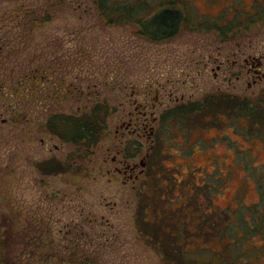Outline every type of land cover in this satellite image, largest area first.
<instances>
[{
  "label": "rangeland",
  "instance_id": "rangeland-1",
  "mask_svg": "<svg viewBox=\"0 0 264 264\" xmlns=\"http://www.w3.org/2000/svg\"><path fill=\"white\" fill-rule=\"evenodd\" d=\"M262 1H184L192 21L160 42L139 35L135 23L108 25L92 0H0V237L7 260L71 264L60 257L79 247L78 256L88 253L94 264H168L157 248L162 238L154 244L145 237L154 223L143 230L138 220L155 206L161 221L167 197L176 201L174 220L194 223L186 250L215 251L204 260L249 234L256 220L264 224V136L248 135L255 118L234 112L235 100L264 97ZM249 55L262 60L261 73L247 75ZM207 98L220 108L217 116L162 121ZM95 106L108 108L99 114L95 144L68 142L47 128L53 115L80 116ZM129 163L137 167L132 177ZM186 194L199 199L190 209L191 201L177 199ZM197 209L212 214L192 220ZM211 217L215 230L209 224L213 233L197 238ZM244 242L236 264H264V230ZM181 253L174 254L182 261Z\"/></svg>",
  "mask_w": 264,
  "mask_h": 264
},
{
  "label": "trees",
  "instance_id": "trees-1",
  "mask_svg": "<svg viewBox=\"0 0 264 264\" xmlns=\"http://www.w3.org/2000/svg\"><path fill=\"white\" fill-rule=\"evenodd\" d=\"M93 4L96 7L99 15L104 19L108 25H121L126 23H135L139 27V35L145 37L152 41H166L174 36L181 30L187 23L191 22V17L188 12L189 3H183L187 0H92ZM260 9L261 17L264 18V0L257 3ZM49 20V17L47 19ZM234 101V99H232ZM243 100L242 104H238L235 100V114L236 116H248V118H255L254 121H251L250 128L246 129L248 135H262L264 136V97L259 99L252 104H249ZM218 106L214 99L207 98L201 102L191 103L186 106L178 107L174 114L172 112H167L163 114V122L169 120L171 117H177L178 120H188L194 116H201L203 120L207 116L214 114L217 116L219 114ZM226 111H231V109L224 108ZM106 113L108 111L107 106H95L92 111L88 114L82 116H69L64 118L62 121H58V118H52L49 122V129L53 132H59L64 140L78 144L81 142L88 143L89 145L95 144L100 137L101 124L98 120L99 114L101 112ZM176 115V116H175ZM162 122V124H163ZM152 167H149L148 175L146 176L145 182L148 181L149 176H151ZM176 186L171 189V193L175 191ZM170 188V187H169ZM158 189L156 190V192ZM186 197V198H184ZM184 197H177L178 201H191L187 209L194 206L195 202H199V199L195 195H184ZM184 198V199H183ZM188 199V200H187ZM155 200V199H154ZM167 204L164 207L165 211H168L159 221L158 217L161 215L158 207L154 206V213L151 214L149 211L144 213L140 217L139 225L143 223H150L154 225L153 231L147 232L145 236L150 243H154L153 239L163 240V246L159 249V252L163 256V259L168 264H175L174 262L179 259V256H176L174 253L183 254L182 261L180 260L179 264H236V261L240 259L237 253L241 248H245L243 243L246 236L250 235L251 232H257L262 229L264 230V224L261 220H256L255 225L252 226L248 233H244L241 236H237V240L231 241L227 247H224L219 251L216 256L211 255L207 260H204L205 254H211V249L205 247L202 248L197 253L189 252L186 250L185 245L192 242L194 234L193 232L194 223L186 219V221H177L174 220L175 215L171 213L173 210V205L176 202L173 198L167 197ZM155 203V201H153ZM156 205V203H155ZM185 205V203L183 204ZM163 209V210H164ZM201 209V208H200ZM193 213L192 220L196 216L200 218L207 219L209 215L211 216L212 212L209 211L208 214L203 209ZM186 215H189L187 210L184 211ZM157 218L155 222H152L149 218ZM149 219V220H148ZM153 220V221H154ZM149 224V225H150ZM184 224L186 225L184 227ZM210 226L214 229L217 225V219L211 217L210 220H207L206 224H200V229L198 230L197 238H202L207 234H212L213 231L210 229ZM147 224L142 225V229ZM166 225V226H165ZM172 226V229H170ZM248 227V226H247ZM242 229V228H241ZM248 229V228H247ZM144 230V229H143ZM152 230V229H151ZM215 230V229H214ZM243 230V229H242ZM245 231V230H243ZM185 232V233H184ZM188 233V234H187ZM150 234V235H149ZM192 237V238H191ZM2 240L0 237V264H13L11 261L7 260L2 253ZM235 243V244H233ZM155 244V243H154ZM174 246L178 248H174ZM77 250L84 252L83 248H76V252H71L68 256H61L60 259L64 260L67 258L71 264H94L95 258L92 255H87L88 253L78 256ZM215 252V251H213ZM187 253V255H186ZM81 258H84V261H80ZM218 259V263L215 262V259Z\"/></svg>",
  "mask_w": 264,
  "mask_h": 264
},
{
  "label": "flooded vegetation",
  "instance_id": "flooded-vegetation-1",
  "mask_svg": "<svg viewBox=\"0 0 264 264\" xmlns=\"http://www.w3.org/2000/svg\"><path fill=\"white\" fill-rule=\"evenodd\" d=\"M245 63L247 66L250 65L249 69H248V74L247 75H250L251 72L252 74L254 75V72L255 74H259L261 73L259 67L262 65V60L260 59H257L256 57H253L252 55H249L247 58H245ZM233 65H237L236 61L233 63ZM220 68V66H219ZM254 71V72H253ZM157 97H158V92H157ZM154 106V105H153ZM152 106V107H153ZM146 108V110H145ZM154 108V107H153ZM89 113V112H88ZM88 113H85V114H88ZM147 105H143V114H142V121L141 123L144 124V126H149L151 124V120L149 119V117L147 116ZM83 114V115H85ZM69 116H75V115H53L50 117V120L52 118H58V121H62L64 118H68ZM82 116V115H80ZM140 119V118H139ZM49 120V122H50ZM153 120L156 121L158 120L157 117H153ZM49 122L47 123V128L49 129ZM150 134L148 136V141L150 142L151 140L154 139V135H155V130H154V126H150ZM50 130V129H49ZM51 133H56L58 134L62 139H64L61 134L59 132H53L52 130H50ZM66 141V140H65ZM69 142V141H68ZM151 143V142H150ZM149 154V153H148ZM148 156V155H147ZM128 159H125V160H122L123 162L126 161ZM117 162H118V155H117ZM127 167L126 168H129L132 172H131V177L133 176L134 173H136V170H137V167L135 165H131L130 163L126 165ZM117 171H118V167H117ZM121 171V170H119ZM141 174H143V170H141L139 172V175L136 174V178H138Z\"/></svg>",
  "mask_w": 264,
  "mask_h": 264
}]
</instances>
